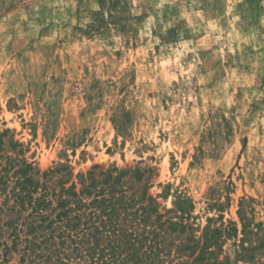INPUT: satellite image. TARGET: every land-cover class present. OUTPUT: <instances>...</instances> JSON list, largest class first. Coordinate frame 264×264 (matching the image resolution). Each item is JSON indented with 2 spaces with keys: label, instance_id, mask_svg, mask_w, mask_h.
Masks as SVG:
<instances>
[{
  "label": "rangeland",
  "instance_id": "obj_1",
  "mask_svg": "<svg viewBox=\"0 0 264 264\" xmlns=\"http://www.w3.org/2000/svg\"><path fill=\"white\" fill-rule=\"evenodd\" d=\"M28 163L264 264V0H0V202Z\"/></svg>",
  "mask_w": 264,
  "mask_h": 264
},
{
  "label": "trees",
  "instance_id": "obj_2",
  "mask_svg": "<svg viewBox=\"0 0 264 264\" xmlns=\"http://www.w3.org/2000/svg\"><path fill=\"white\" fill-rule=\"evenodd\" d=\"M31 169L28 163L0 202V213L14 214L0 221V264L13 255L18 264H221L222 244L236 236L232 224L193 237L185 224L166 225L148 206L134 207L116 183L77 193L73 181L65 187L62 176L52 180L53 170L34 177ZM245 243L242 237L236 259L253 257Z\"/></svg>",
  "mask_w": 264,
  "mask_h": 264
}]
</instances>
